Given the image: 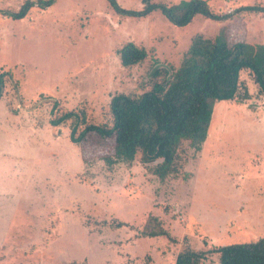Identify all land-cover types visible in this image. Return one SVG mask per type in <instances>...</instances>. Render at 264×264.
<instances>
[{"label": "rangeland", "instance_id": "1", "mask_svg": "<svg viewBox=\"0 0 264 264\" xmlns=\"http://www.w3.org/2000/svg\"><path fill=\"white\" fill-rule=\"evenodd\" d=\"M37 1L0 0V69L8 72L0 98V264H172L185 249L264 237V97L254 86L241 104H215L201 149L182 142L178 174L164 180L137 159L130 169L108 166L105 145L79 148L68 123L48 124L69 111L110 124L111 96L140 94L155 69L172 73L195 34L224 28L230 41L264 44V15H196L175 26L159 11H116H141L142 0H115L116 8L109 0H50L45 8L32 6ZM206 1L218 14L264 2ZM27 4L22 19L5 15ZM129 42L148 56L123 67L118 50ZM150 216L171 239L143 236L153 229L144 227ZM206 260L219 264L213 253Z\"/></svg>", "mask_w": 264, "mask_h": 264}, {"label": "trees", "instance_id": "2", "mask_svg": "<svg viewBox=\"0 0 264 264\" xmlns=\"http://www.w3.org/2000/svg\"><path fill=\"white\" fill-rule=\"evenodd\" d=\"M116 8L115 0H109ZM143 1L138 12L116 10L125 15L143 16L159 11L175 26L189 24L196 15L213 21H223L241 13L264 15L261 5H246L232 12L213 13L206 0H183L174 5ZM51 1L38 0L32 6L45 8ZM30 4L15 13L12 19H22ZM116 5V6H115ZM123 67L142 63L148 56L144 47L132 42L118 50ZM241 72L246 78L241 76ZM6 70L0 69V98L5 88ZM254 86L258 96L264 97V44L230 41L226 30L220 29L213 37L195 34L176 69L165 68L152 72L149 86L140 94L117 93L109 101L111 123L95 125L83 121L74 111L65 112L49 121L51 128L68 123V140L80 146L105 145L102 156L108 166L134 167L137 159L146 172L159 180L178 174V148L182 142L199 151L205 142L214 106L221 101L243 103L250 99L248 86ZM128 170V169H127ZM153 229L144 237L165 236L160 220L150 216L144 225ZM116 228L126 226L116 223ZM215 254L219 264H264V237L243 243L226 244L210 250L178 252L172 264H206L208 254Z\"/></svg>", "mask_w": 264, "mask_h": 264}, {"label": "crops", "instance_id": "3", "mask_svg": "<svg viewBox=\"0 0 264 264\" xmlns=\"http://www.w3.org/2000/svg\"><path fill=\"white\" fill-rule=\"evenodd\" d=\"M246 6V5H245ZM241 76L243 77V78H246V75L243 73V72H241ZM252 85V84H251ZM250 85V86H251ZM253 86V85H252Z\"/></svg>", "mask_w": 264, "mask_h": 264}]
</instances>
